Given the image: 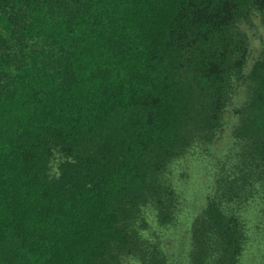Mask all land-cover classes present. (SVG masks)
Segmentation results:
<instances>
[{
    "label": "trees",
    "instance_id": "obj_1",
    "mask_svg": "<svg viewBox=\"0 0 264 264\" xmlns=\"http://www.w3.org/2000/svg\"><path fill=\"white\" fill-rule=\"evenodd\" d=\"M253 16L264 0H0V264H170L174 168L209 150L188 264H238L246 211L264 221Z\"/></svg>",
    "mask_w": 264,
    "mask_h": 264
},
{
    "label": "rangeland",
    "instance_id": "obj_2",
    "mask_svg": "<svg viewBox=\"0 0 264 264\" xmlns=\"http://www.w3.org/2000/svg\"><path fill=\"white\" fill-rule=\"evenodd\" d=\"M252 25L248 27V35L251 39V55L249 62L260 50V36L263 28L259 19L252 17ZM218 146V145H217ZM205 152V151H204ZM210 150L203 153H187L181 162L177 163L173 171V178L182 202L183 213L176 224L163 229L162 246L165 249L170 264H188V248L190 240V218L197 212L204 202L207 182L209 180L208 154ZM58 156L55 154L52 161L51 174L56 175ZM258 214V213H257ZM254 208L246 211L247 224L249 228L248 241L240 254L238 264H264V221L257 216ZM191 215V216H190ZM125 264H138L132 256L123 258Z\"/></svg>",
    "mask_w": 264,
    "mask_h": 264
}]
</instances>
